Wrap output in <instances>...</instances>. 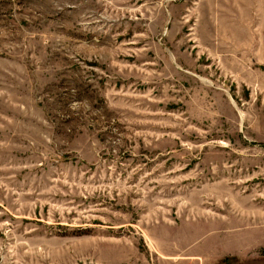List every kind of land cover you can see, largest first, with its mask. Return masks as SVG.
<instances>
[{
  "label": "rangeland",
  "instance_id": "obj_1",
  "mask_svg": "<svg viewBox=\"0 0 264 264\" xmlns=\"http://www.w3.org/2000/svg\"><path fill=\"white\" fill-rule=\"evenodd\" d=\"M0 264H264V0H0Z\"/></svg>",
  "mask_w": 264,
  "mask_h": 264
}]
</instances>
